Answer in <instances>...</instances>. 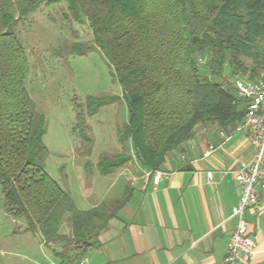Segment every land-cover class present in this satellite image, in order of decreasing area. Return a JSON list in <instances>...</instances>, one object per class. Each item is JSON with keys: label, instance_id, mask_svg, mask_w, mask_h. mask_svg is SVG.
I'll return each instance as SVG.
<instances>
[{"label": "trees", "instance_id": "16d2710c", "mask_svg": "<svg viewBox=\"0 0 264 264\" xmlns=\"http://www.w3.org/2000/svg\"><path fill=\"white\" fill-rule=\"evenodd\" d=\"M61 1L74 19L86 22L93 40L91 45L73 43L65 52L86 54L97 47L113 68L127 107L117 140L122 145L128 141L132 154L100 158L99 171L108 175L134 157L158 170L199 123L233 130L245 113L234 81L254 80L264 71V0H0V192L5 211L25 219L45 244L62 242L54 254L60 264H71L78 254L67 251L95 245L127 195L78 209L45 169V117L27 88L29 61L16 25L41 4ZM115 98H88L87 114ZM79 106L75 102L74 108ZM75 118L78 127L79 111ZM67 214L69 234L60 231Z\"/></svg>", "mask_w": 264, "mask_h": 264}, {"label": "crops", "instance_id": "0c3cea01", "mask_svg": "<svg viewBox=\"0 0 264 264\" xmlns=\"http://www.w3.org/2000/svg\"><path fill=\"white\" fill-rule=\"evenodd\" d=\"M119 152L132 154L130 150ZM252 153L244 134L204 122L194 127L192 137L181 148L167 155L158 169L162 177L157 183L153 182L155 170L144 167L135 157L104 175L107 184L100 179L102 175L96 176L95 191L100 187L104 191L96 200L86 202L84 208L76 206L78 209H89L107 200L106 192L114 188L116 197L125 194L127 199L109 219L95 245L82 252L72 248L67 251L70 256L78 254L71 264L81 259L87 264H224L236 225L231 209L241 194L234 175L242 163L251 160ZM186 165L191 168L182 169ZM62 187L72 197L69 181ZM81 194L88 198L83 189ZM259 198L257 215L250 208L244 213L254 251L242 264H264V184L259 187Z\"/></svg>", "mask_w": 264, "mask_h": 264}, {"label": "rangeland", "instance_id": "374dc122", "mask_svg": "<svg viewBox=\"0 0 264 264\" xmlns=\"http://www.w3.org/2000/svg\"><path fill=\"white\" fill-rule=\"evenodd\" d=\"M16 31L28 56V91L36 109L45 117V169L62 186L69 181L75 205L84 208L86 202L96 200L104 191L102 187L95 191L94 178L102 175L97 165L100 158L122 150L132 152L128 141L122 145L117 140V130L127 121L121 86L97 47L86 54L65 52L76 42L93 44L90 28L86 22L73 18L65 1L41 4L17 23ZM59 48L61 51L56 53ZM105 96L116 98L87 114V99ZM75 102L80 105L77 109ZM78 111L82 124L77 127ZM83 152L87 154L82 155ZM86 161L89 169L83 171ZM100 179L109 183L104 175ZM82 189L88 198L83 197ZM116 192L115 188L107 191L106 199L116 197ZM65 218L60 231L69 234L70 215ZM56 247L62 249V242L45 244L38 231L28 229L25 219L9 215L0 192V264H59L53 251Z\"/></svg>", "mask_w": 264, "mask_h": 264}, {"label": "built area", "instance_id": "2783aa9c", "mask_svg": "<svg viewBox=\"0 0 264 264\" xmlns=\"http://www.w3.org/2000/svg\"><path fill=\"white\" fill-rule=\"evenodd\" d=\"M234 84L238 97L245 102V113L233 131L248 138L253 153L251 160L242 163L234 175L241 194L231 209V215L236 217V225L227 244L224 264H242L253 253L254 243L248 234L244 213L250 208L257 215L261 208L259 187L264 184V71L254 80L237 78ZM213 149L210 145L209 151ZM207 175L210 177L211 173ZM161 177L162 172L155 170L153 182L157 183ZM77 264H87V260L81 259Z\"/></svg>", "mask_w": 264, "mask_h": 264}, {"label": "water", "instance_id": "95a60500", "mask_svg": "<svg viewBox=\"0 0 264 264\" xmlns=\"http://www.w3.org/2000/svg\"><path fill=\"white\" fill-rule=\"evenodd\" d=\"M184 168L190 169L191 167L189 165H186L185 167H182V169H184Z\"/></svg>", "mask_w": 264, "mask_h": 264}]
</instances>
